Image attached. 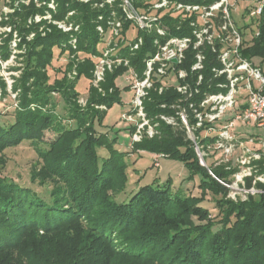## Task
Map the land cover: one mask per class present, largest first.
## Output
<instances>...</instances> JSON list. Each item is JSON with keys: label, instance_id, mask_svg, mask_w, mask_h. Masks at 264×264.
Listing matches in <instances>:
<instances>
[{"label": "trees", "instance_id": "trees-1", "mask_svg": "<svg viewBox=\"0 0 264 264\" xmlns=\"http://www.w3.org/2000/svg\"><path fill=\"white\" fill-rule=\"evenodd\" d=\"M131 1L137 9L161 15L172 35L196 39L190 26L196 15L177 13L173 6L154 9L149 0ZM178 1L195 4L216 0ZM55 2V9L21 4V9L13 14L18 16L13 31L19 34L18 48L25 46L26 63L22 77L14 85V90H20L14 120L0 122V168L7 163V148L29 141L40 159L31 172V180L48 189L42 194L0 174V264H264V191L249 194L245 200L231 199L227 184L239 167L231 162L209 166L227 183L224 184L200 163L195 148L198 144L207 160L209 146L220 140L219 134L207 132L212 123L206 121L196 127L195 112L202 111L200 104L207 94L227 91L226 86H220L228 82L227 74L215 71L224 68L218 52L210 44H203V68L194 70L198 50L193 44L186 50L178 67L188 75L179 81L197 87L199 75L203 76L198 85L200 92L190 100H185L174 85L162 92L156 87L150 90L145 109L158 132L153 137L145 135L141 141H131V152L149 150L176 157L194 174L200 173L203 194L209 190L220 196L215 201L220 218L213 217L201 205L202 197L182 196L169 183L142 185L127 199L118 200L128 182L130 152L115 149L118 136L100 133L97 127L103 126L109 108L122 102L115 79L128 67L107 71L103 93L93 84L94 55L102 54L108 44L112 33L109 19L114 13L123 24L118 53L129 57L131 65L142 74L145 58L157 50V33L142 30L129 20L121 5L123 0H113L112 4L105 0ZM45 9L58 21L75 10L68 22L79 25V29L64 31L58 24L47 23V19L29 23L30 16L45 15ZM260 23V33L250 40L242 32L241 53L252 62L254 56L264 60V22ZM99 24L104 26V33L98 30ZM133 29L137 30L136 39L144 38L134 53L130 48L133 40L127 38ZM31 33L35 37L29 40ZM12 35L11 32L8 45ZM75 38L76 46L72 42ZM100 44H105L103 50H99ZM217 46L220 49V43ZM66 52L69 60L65 67L50 73L56 56ZM11 53L7 50L4 58ZM73 71L77 73L72 78ZM82 77L90 82L86 106L78 101L77 84ZM0 82L6 87L4 81ZM54 91L64 101L61 113ZM190 102H195V107ZM102 104L107 109L97 107ZM182 109L187 112L195 141L179 115ZM161 115L175 117L177 124L168 123ZM135 129L134 124L129 128L131 136ZM46 130L54 131L57 137L46 141ZM101 147L109 149L104 158ZM257 162L263 167L264 157ZM253 178L246 177L249 187Z\"/></svg>", "mask_w": 264, "mask_h": 264}, {"label": "rangeland", "instance_id": "rangeland-1", "mask_svg": "<svg viewBox=\"0 0 264 264\" xmlns=\"http://www.w3.org/2000/svg\"><path fill=\"white\" fill-rule=\"evenodd\" d=\"M55 1L56 0H50L49 2L48 0H0V80L6 83V87H3L0 82V122L7 123L14 120L15 108L19 104L20 92V90H14V85H16L18 82L17 80L22 77L26 63L23 56L25 46L21 49L18 48L17 45L20 41L19 34L17 30L13 31V28L16 25L14 22L18 18L17 15L13 16V14L16 10L21 9V4L27 6L33 4L35 7H41L42 9L48 5L49 8L55 9L57 7ZM234 1L235 0H232V2ZM236 5L237 8L233 10V18L235 20V24H237V30H242L241 32H243L244 35H249L248 39L250 40L253 36L260 33L261 23L257 18L248 17L245 19L241 16L244 14L246 6L250 5L246 0L239 1ZM45 10V15L36 13L35 15L30 16L29 23L31 21L40 22L42 19H47V23L53 22L56 24L59 22L58 20H53L52 14L49 10ZM74 15L75 10H73L72 13H68L65 21H71ZM42 29L43 28H40V31H42ZM11 32L13 35L8 45L7 39L10 37L9 34ZM215 33L217 34L218 31ZM34 35L35 33H31L28 36V39H34ZM110 37L111 35L109 36V39ZM136 37L137 30L133 29L127 38L130 41H134L136 40ZM104 47L105 44H100L99 50H103ZM223 47L228 48L229 44L227 46L223 45ZM7 50L12 53L9 58L5 59L3 54ZM56 57L57 59H55L53 64L49 67L50 73H53L59 68H64L65 64L69 60L68 52L60 54ZM252 60L255 65H262V68H264V60L262 57L254 56ZM128 74H130V72L127 70L118 75L115 79V83L121 91L122 102H115V104L107 111L103 126L98 125L97 127V130L100 133H108L112 138L118 136L117 143H114L115 149L130 152V155L127 156V161L129 163L127 167L128 182L127 185H125V190L118 196V200L127 199L131 193L133 194V192L142 185L151 183H169L172 190L182 196L202 197L203 199L201 201V205L207 207L212 216L219 219V210L216 207L215 201L217 198H220V196H217V194L209 190L206 194H203V190L200 186L202 179L200 173L194 174L181 159L176 157H168L165 155L161 156L160 154L158 155V153L149 150L131 152L132 136L129 132V128L133 124L125 121L122 117L124 112H130L132 110L131 100L134 97V91L130 89L131 87L130 81L128 80ZM53 80L54 76L51 78V82H53ZM89 83L90 82L86 77H82L79 80L77 84V89L80 92L78 101L80 99L82 102H85V100L88 101ZM53 94L56 96L58 101V110L61 113L64 111V101L57 91H54ZM182 99L183 98L181 97V100ZM79 103L82 106L87 105V103L82 104L80 101ZM210 103L207 105H211ZM202 110L207 111V107H202ZM182 111H184V109L180 112ZM233 111L234 109L232 108L228 109L225 113L226 115L217 122L216 129L209 132V134L212 135H222L223 139L209 146L207 160H204V164H206L205 166H208L209 172L217 179L219 178L214 174L211 168H209L210 165L231 162L234 166L239 167V170L232 175V181H230V184H227L219 179L229 187L227 194L228 197L230 196L231 199L239 201L241 199H247L249 194L255 195L262 190L264 191V189H262V185L259 184L262 183L264 185V166L259 167V163L257 162L259 159L264 157V154H262L264 153L262 150V142L264 141V126L255 125V122L243 123L238 121L235 123L234 127L226 129L223 125L225 123L227 124V122L232 119V116L234 115V113L232 114ZM147 118L152 124L153 122L151 118L149 116H147ZM196 127L201 126L196 125ZM146 128L148 129V126H146ZM203 134L205 135V131ZM190 135L195 137L193 133ZM190 135L189 137L193 139ZM56 137L57 135L54 131H45L44 139L46 141L54 140ZM196 146L197 145H195V148ZM99 150L101 157L103 158L109 153V149L105 147H101ZM201 152L204 156V152ZM5 154L7 163L4 167L0 168V174L13 177L20 184L30 186L37 192L42 194L46 193L48 188H45L38 182H33L31 180V172L33 168L40 163L38 153L31 142L27 141L16 147H9L5 150ZM259 154H262L261 157H258ZM157 159L160 161V166L155 164ZM199 159L202 164L201 157H199ZM247 176L254 177L251 187L248 186L246 180Z\"/></svg>", "mask_w": 264, "mask_h": 264}, {"label": "built area", "instance_id": "built-area-1", "mask_svg": "<svg viewBox=\"0 0 264 264\" xmlns=\"http://www.w3.org/2000/svg\"><path fill=\"white\" fill-rule=\"evenodd\" d=\"M89 1V0H85ZM112 4L113 0H105ZM152 1L154 9H163L174 7L177 13L183 15H196L194 20H191L190 26L193 28V36H177L172 35L169 26L165 25L161 15L157 13H149L147 10L137 9L131 0H123L122 8L126 17L134 21L140 29L157 33L154 45L157 47L155 53H151L145 58V68L141 74L134 66L131 65L130 58L118 53V37L121 35L123 28L122 21L113 13L109 24L111 26V37L102 54L94 55L96 60L93 71V84L103 93L102 83L105 81L108 70H113L119 66H127L128 80L130 81V89L134 91V97L131 100L132 110L124 112L123 118L136 126L132 134V142L141 141L145 135L153 137L158 131L155 125L151 124L147 118L145 109V99L149 96V92L153 88H158L162 92L165 88L174 85L175 88L183 95L185 100H190L196 93L200 92L198 85L201 83L203 76L199 75L197 87H194L189 82H180V79L187 77V71L179 68L186 56V50L193 44L196 48L197 62L193 65V69L203 68V60L205 54L201 47L208 43L214 51L218 52L219 58L224 64L221 70H215L218 74L226 73L228 82L220 84L221 87L227 88V91L209 93L202 100L200 106L207 107V111H199L195 109L198 119L197 126H202L206 121L210 124L207 132L216 129L217 122L224 117L228 109H234L232 119L224 128L234 127L235 123L240 121L243 123L255 122L256 125L264 126V68L255 65L252 61L244 58L241 53L243 44V33L237 30V24L233 18V10L237 8L236 3L243 0H216L210 3H187L178 0H149ZM245 1V0H244ZM248 4L244 12L243 18H257L259 22H264V0H246ZM97 4V2H96ZM99 4V2H98ZM99 5H103L100 3ZM69 13H72L70 11ZM103 19V15H100ZM63 21V22H62ZM57 22L59 27L64 31L72 29L78 30L79 25H74L72 22L62 20ZM65 21V22H64ZM56 23V24H57ZM239 27V26H238ZM101 33L105 32L104 26H97ZM218 31L216 34L215 32ZM76 44V38L72 41ZM220 43V49L217 46ZM144 43V38L139 37L131 43V52L134 53ZM228 48L223 47L227 46ZM76 46V45H75ZM73 71L70 76L76 75ZM157 82L159 84L157 85ZM82 104H86L79 100ZM211 102V103H210ZM210 103L211 105H207ZM191 107H195V102H190ZM101 109H107V106L97 105ZM181 119L188 129L189 135L193 133V129L189 125L187 112H180ZM161 118L170 124H177L175 117L161 115ZM148 126V129L146 128ZM194 141L196 138L190 135ZM223 136L220 135V140ZM196 150L199 157L204 158L200 146L196 144ZM264 151V141L262 142ZM264 154V153H262ZM259 154L258 157H261ZM164 156L165 154H160ZM166 156V155H165ZM157 166H160V161H155Z\"/></svg>", "mask_w": 264, "mask_h": 264}, {"label": "water", "instance_id": "water-1", "mask_svg": "<svg viewBox=\"0 0 264 264\" xmlns=\"http://www.w3.org/2000/svg\"><path fill=\"white\" fill-rule=\"evenodd\" d=\"M200 157H201V156H200ZM204 160H205L204 158H201L202 164H204ZM204 165H206V164H204Z\"/></svg>", "mask_w": 264, "mask_h": 264}, {"label": "crops", "instance_id": "crops-1", "mask_svg": "<svg viewBox=\"0 0 264 264\" xmlns=\"http://www.w3.org/2000/svg\"><path fill=\"white\" fill-rule=\"evenodd\" d=\"M256 125V124H255Z\"/></svg>", "mask_w": 264, "mask_h": 264}]
</instances>
